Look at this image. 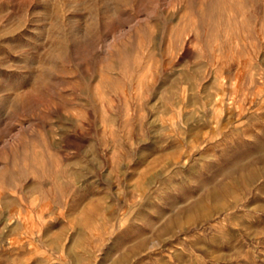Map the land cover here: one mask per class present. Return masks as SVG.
I'll list each match as a JSON object with an SVG mask.
<instances>
[{"label":"rangeland","instance_id":"obj_1","mask_svg":"<svg viewBox=\"0 0 264 264\" xmlns=\"http://www.w3.org/2000/svg\"><path fill=\"white\" fill-rule=\"evenodd\" d=\"M0 264H264V0H0Z\"/></svg>","mask_w":264,"mask_h":264}]
</instances>
